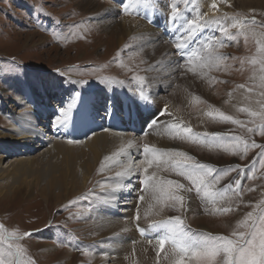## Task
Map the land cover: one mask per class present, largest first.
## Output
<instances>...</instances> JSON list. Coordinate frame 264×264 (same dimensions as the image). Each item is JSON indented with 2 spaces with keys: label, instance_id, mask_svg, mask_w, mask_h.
Listing matches in <instances>:
<instances>
[{
  "label": "rangeland",
  "instance_id": "rangeland-1",
  "mask_svg": "<svg viewBox=\"0 0 264 264\" xmlns=\"http://www.w3.org/2000/svg\"><path fill=\"white\" fill-rule=\"evenodd\" d=\"M202 1L208 5L213 3L208 0ZM172 2L173 0H161L160 4L156 7H159L165 14H168L170 13L168 5ZM175 2L187 19H194L198 14H207L209 18L224 17L227 14L228 19L222 20V24L228 28L229 33L235 36L236 39L229 42L226 37H223L219 33L218 29L210 28L203 32V36H213L224 40L225 47L218 48V51L229 57L226 61L221 62L222 64H226V67L204 70L196 68L195 72L187 71L184 66L187 63L186 59L181 60L173 54L174 38L166 29V17L163 15L158 14V22L154 23V29H152V23L144 21L145 24L151 27L152 32L157 33L158 39L155 43L160 45L166 44L165 46L168 45L169 49V53H165V55L169 56L164 58V60H157L153 65L151 64L152 61L149 60L150 54L145 55L139 47H134L135 35L126 36L121 45L118 42L117 32L110 29V26L103 25L102 21H108L110 17L106 16L105 19V16H101V12H98L108 8L110 4H114L112 0H0L1 130H5L11 123L12 113L23 109L17 107L18 100L22 103H28L30 95L26 93L33 95V91H35V94L41 95L37 89L40 80L46 85L49 79L55 77L61 78V82L58 83L56 81V87L64 83L65 89L73 88L68 96L63 99L66 103L77 92L79 94L83 93L87 97L89 94L97 92H106L109 95L113 92V89L118 91L117 88H121L127 100L133 99L137 109L139 104L141 105L140 102L144 103L132 94L134 91L138 92L140 90L141 83L133 79V77L137 76L144 78L142 85L144 92L146 94L151 93L149 96L150 103H144L146 106L140 107V109L142 108L141 115H137L138 123L145 131L126 128V131L131 134L133 140L136 138L140 140L141 137L146 135L143 138L144 142L141 141L143 144L132 145V149L128 150L132 154L128 153L123 157L126 162L121 160L120 156L122 154L112 161L102 160L101 163L105 165L103 169L105 175L99 177L102 171L101 167L93 170L84 184L81 185L80 180H78L79 182L77 181L78 185L79 183L81 185V188L77 191H68L67 188L70 184H67V188H63V190L59 188L52 193L46 192V197L41 194V188H44L45 185L54 188V185H51V181H54V177L52 176H57L59 172L56 170L57 165H49L50 163L46 159L50 155L55 163L58 165L62 164L60 163L61 156L59 155L58 157L55 154L57 150H54V144L59 141V149H67L68 157L75 158L77 167H80V164L84 163L86 159L87 151L83 145H85L84 142L87 139L109 130L124 132V125L122 123L121 125L113 126L112 117L110 121L102 119L104 115L101 113L100 107L99 110L97 109V112H101L98 115H92L93 118H97L98 120L94 119L91 125L83 123V128L90 131L82 132L77 125L78 120L76 119H71L66 127L61 128L63 132H66L61 137H58L60 134L56 129L51 128L49 130L48 126L46 134L49 135V139L43 140V143L40 142L42 144L40 148H34L25 154H9L8 156L11 157L4 158V161L0 163L2 166L7 165L10 160L17 161L26 157H33L34 155H36L35 158H38V161L32 159L24 164L19 170L20 172L22 171L21 173L18 171L12 173L13 166H11L6 175L0 178V225L5 228L8 234L15 231L19 239L10 242L20 243L25 249L24 254L19 258L9 256L7 245L0 242V261H4L5 264H9V262L17 264V260L22 261V264H65L60 261V258L65 254V251L69 250L72 253L70 256L71 264H92L90 258H94L93 255L95 254L101 258L105 255L107 256V254L109 255V253L113 254L114 252L112 251L111 253L108 249L104 251H101V249L95 250L97 249V244L101 246L109 245L110 247V242H107L103 237H97L96 239L101 228L92 227L93 224L90 222L96 221L97 218L105 219V217L112 219L120 218V220H125L126 218V220L131 221L144 204V200L154 196L150 191L142 192L144 186L140 183L145 175L144 169L150 167L143 163L145 160L143 153L144 144L152 145V147L157 149L161 148L163 153L167 150L182 151L192 156L198 162L213 165L217 168V173H214V175L221 174L223 176L219 184L213 186L214 191L222 192L223 199H225L222 201L223 203L220 197H217L216 202L213 203L206 197L202 198V193L197 195L193 190L191 193L176 192V194H184L187 197V203L183 209L171 207L167 211L166 204H159L170 215L180 216L185 222L186 231L191 230L189 231L190 235L202 233L228 235L233 230H244L237 229V222L243 219L249 211H253L254 213L260 211L262 207L261 201H264V163H261L264 160V156L260 155L259 149L251 145L247 150L244 149L242 143L239 149L233 148L232 145L237 143L234 139L236 136H239L245 142L255 140L257 143H264V137L259 135L258 129L255 134L248 132V128L259 125L261 121L259 117H252L240 111L241 108L245 107L241 106L240 109L231 111L230 107H228L231 105V101L226 96L233 92L237 93V91L246 92L250 101L252 100V103L259 108L255 110L256 107H254L255 111H260V103L264 102V97L261 96V93H264V87L261 86L260 81V75H264V73L260 72L259 64L255 66L251 64L253 58L259 59L255 43L256 37L252 36V32H259L261 29L253 28L248 24H242L245 18L252 17L253 15L257 20H264V0H229L222 4V7H224L223 11L216 14L209 13L201 5L200 0H175ZM139 5L141 6V4H138L136 8H139ZM119 7L118 3L110 7L115 10L114 18L110 19L113 24L118 23L122 14L133 19H139L138 16L133 17L130 14L133 8L130 9L129 13H121L122 11L119 10ZM137 12H140V9ZM232 24H242V27L248 30L247 34L249 38L247 42L244 39L245 33L233 29L231 27ZM143 33L145 32L141 31L140 34ZM191 47L198 50L201 45L193 44ZM189 51H191V48ZM197 54L200 55L201 53L198 51ZM231 57H236V59L233 60ZM192 63L195 65L197 61L193 60ZM14 65H19V67H14ZM152 73L155 74V77L152 76ZM185 74L191 76L196 84L199 85L198 89L195 90L196 93L199 90L202 91L201 88L205 90L201 92L204 95L197 96L198 100L189 99L184 107H177L178 112L181 113L182 109H184L183 111L186 114L187 111L191 114L193 112L197 114L201 111L203 113L210 110L213 112V116L205 118L206 121L204 122V127L201 128L202 130L198 129L195 123L189 126L192 129V136L191 138L184 139L185 143L182 145L180 142L183 141L179 142L178 140L180 139L178 138L177 140L174 136L177 130L183 133V128H181L183 123L181 124L179 119L173 117L172 104L174 103L167 97L169 91L167 87H159L158 82L160 84L163 82V86H169L170 90L175 89L182 82ZM69 80L86 81L87 83L78 86L69 82ZM152 80L155 82L154 87L150 84ZM239 85H244L245 87L242 89ZM248 89H252V91L248 92ZM68 91L65 90L64 94L67 95ZM51 92L53 94L49 93V98L55 100L58 97L57 88L51 89ZM116 95L115 110L121 112L119 105L120 107L122 106L123 99L119 92ZM204 96L205 98H201ZM15 99H17L16 102L14 101ZM4 100L7 103L3 102ZM99 103L101 106L102 102L100 98ZM35 107L37 115L34 119L46 117L48 124H50L53 118L58 115V109L63 108V105L57 106L56 109L52 110V114H45L40 104L35 105ZM164 107L167 108L170 115L161 117L160 121L155 125L156 127L154 126V128L149 129V121L156 116L159 111L158 109ZM79 109L83 111L82 106L78 107V111ZM217 109L225 115H231L234 119L242 121L243 126L233 124L230 121H223L216 114L215 110ZM72 110L75 111L76 108ZM145 111L147 114H144L146 113ZM25 113V116L23 115L25 118L22 117L20 125L34 127L35 124L29 123L26 118L29 112L25 111ZM69 115L74 116L73 113ZM19 116L14 117V119L19 118ZM84 116L87 117L88 115ZM84 116H82V119H85ZM35 123L36 125H41V123ZM174 124L180 127L171 131L170 127ZM158 128L166 129L167 133L160 134L157 132ZM35 129L39 130L38 127ZM74 130H79L81 133H76ZM150 131H153L151 136L155 137V143L146 138ZM72 133H74L73 140L69 138V135ZM212 133L223 135L214 138L211 136ZM169 134L171 135V139L169 138ZM160 135H162V139L170 140V144L157 142L156 140L160 138ZM78 136H83V139L78 138ZM70 140L72 141L71 143H69ZM63 143H68L72 146L63 147ZM206 148L212 150V152H207ZM119 151L118 148L113 153L106 155L111 156ZM149 155L151 156V154ZM156 155L164 159L161 153L157 152ZM129 157L132 158L129 159ZM125 163L131 168L123 169V164ZM71 164L74 163L71 162L68 165L70 166ZM237 165L244 169V171L236 172L229 170L226 174L223 172L224 169ZM134 166L137 169L133 168ZM151 166L153 167V165ZM152 167L151 170H155L156 176L161 180L166 181L171 179L185 184L186 187L190 186V182L183 177H180L178 174L172 175L173 173L168 170L172 168L170 163L167 167L164 164H159V166H155L156 168ZM126 170L129 171L125 175H117L118 171V173H122ZM131 170H134V172L132 173ZM109 173H112L110 176H114L109 177ZM148 175L151 176L152 174ZM68 179L70 180V177ZM115 179L121 180L120 184L114 186V188H120L116 191V195H100L102 192H113L111 191V189L113 190V186L109 187L107 182L115 183ZM237 179L242 181L239 192L233 190L236 188L234 181ZM69 180L68 182H70ZM229 184L232 187L225 190V186ZM172 187L174 188V186ZM56 195L60 197V200L62 199L60 202L58 201L59 203H55L54 201ZM141 195L145 197L143 201L138 199ZM157 195L159 193L155 194L154 197ZM103 197L106 199H103ZM191 200L192 203L193 201L195 202V204L193 203L195 209L190 204ZM104 201H108L107 205L103 204ZM122 203H125V207ZM222 206L231 207L233 210L227 213L218 211L217 209ZM101 208L102 210H98ZM57 209L62 210L57 212ZM123 209L128 211L122 212ZM154 220L156 221V219H153V221H150V224L155 222ZM49 224L53 225V227H47ZM198 226L200 227L198 228ZM134 227L133 225L132 229ZM24 231H31L32 235L28 238H23L22 234ZM101 231L103 230L101 229ZM110 232L112 233L111 229ZM156 232L161 235V231ZM147 234L149 235V232ZM155 235L156 233L150 232L149 240L154 241L153 237ZM116 236L118 237L114 233L113 239ZM136 236L138 237V235ZM46 244L51 245L50 248L53 251L48 256H44L45 254L42 253L43 246ZM170 252H160V255H163L162 258L164 256H166L164 258L168 257L167 259H170V257L172 259L179 258L178 256H171ZM125 254L126 251L120 255V258ZM156 257L159 256L156 255ZM130 262L132 261L130 260Z\"/></svg>",
  "mask_w": 264,
  "mask_h": 264
},
{
  "label": "bare ground",
  "instance_id": "bare-ground-1",
  "mask_svg": "<svg viewBox=\"0 0 264 264\" xmlns=\"http://www.w3.org/2000/svg\"><path fill=\"white\" fill-rule=\"evenodd\" d=\"M112 1L114 2V4H110L108 8L102 9V10H100L98 12V13L101 12V16H105V19H106V16H109L110 19L114 18V11L115 10H113V8H110V7L115 5L117 3V0H112ZM208 1H212L213 2V0H208ZM226 1H229V0H225L224 2H223V0H215V2L218 5V11L217 10H213L210 7L211 4L208 5L206 2H204L202 0H200V3H201V5H203V7L205 9H207V11L209 13L216 14L217 12L223 11L224 7H222V4L225 3ZM138 9H140V12H137ZM132 12H135V13H132ZM121 13H123V12H121ZM130 14L133 17L138 16L140 20L139 19H133L132 17L130 18L129 16L127 17L125 14L123 16V14H122L120 16V19H119L118 23H114L113 24V22L110 19L108 21H106V20L104 22L102 21V23H103L104 26H107V27L110 26L109 27L110 29L115 30L117 32V34H118L117 37L119 39L118 42H119V44L121 43V45L124 42V39H125L126 36L135 35V42L133 43V45L135 44L134 47H139V49L145 55L150 54L149 60L152 61L151 64L154 65V63L157 60H164V58H167L169 55H165V53L166 52L169 53L168 45L165 46L166 44L165 45H160V44L155 43L157 41V39H158L157 33L156 32H152L151 27L148 26L147 24H145V22H144V21L147 22V20L144 18L145 16L152 17V16L155 15V19L153 20V23L151 24L152 25V29H154V23L156 21L158 22V13H156L151 6L150 7H144L143 5H141V6L139 5V8H136V6L133 7V11H131ZM165 24H166V22H165ZM166 29H167V27H166ZM141 31H144L145 33L140 34ZM157 32H159V31H157ZM171 41H172V39H171ZM155 68H153V69L155 70ZM156 71H158V70H156ZM152 76L155 77V74L152 73ZM182 79H183L182 82L179 84V86L175 87V89H171L170 90L169 86H163V82H162V84H160V82H158V86L159 87L161 86L163 88L167 87V89L169 91V94L167 95V97L170 98V100L174 103V104H172L173 105L172 115H173V117L179 119L181 124L183 123V126H181V128H183L185 126L189 127V126H191V125H193L195 123L198 126V129L202 130L201 128L204 127V124H205L204 122L206 121L205 118L209 117V116L206 115L207 111H205L203 113L201 111V112H199L197 114H196V112H193V114H191L190 112L187 111V114H186L183 111L184 109H182L181 113H179L178 110H177V107L178 108H179V106H183L184 107V105L188 102L189 99L191 100V99H193V97H197V96L200 97L201 95H204L201 92L204 91L205 89L201 88L202 91L199 90V92L196 93L195 90L198 89L199 85L196 84L194 79L191 76H188V74H185V76ZM56 81H58V83L61 82V78H56L55 77V78L49 79V80H47L46 85H44V82L40 80V83L38 84L37 89L39 90L41 95H37V94L34 93L35 91H33V95L34 96L32 94H30V93H26V94L30 95V97L28 98V103H25V102L22 103V102H20V100H18V102H17L18 106L17 107L18 108L21 107L23 109L17 110L15 108L17 111L12 113L11 119L9 118L11 123L6 127L5 130H1V128H0V153H3V154H0V163L4 161L5 157H11V156H8L9 154H16V153L25 154V153L31 151L34 148H36V149L40 148L41 145H42L40 142H42L43 140H48L49 139V135L46 134V132L48 131V126L50 128L49 130H51V128L56 129V131L60 134V137H61V135L66 133V132L63 133V131L61 129L62 127H59V128L53 127L52 126V122L53 121H51V123L48 124V120H47L46 117H40V118L34 119V117L37 115V110H36V107H35V105H37V104L41 105V108L45 111V114H52L51 113L52 110L56 109L57 106H60V105H63V107L65 106L66 102H64L63 99H64V97L68 96L69 92H71V90L73 88L72 89L71 88H66L65 89V84L64 83L61 84L60 86L57 85V87H56V84H57ZM150 84L154 87L155 82L152 80L150 82ZM54 88H57V91H58V94H57L58 97L55 98V100L49 98V93H52L51 89H54ZM117 89H118V91L113 89V92L111 94H109V95L106 94V92H103V93H98V92L97 93H91V94H89L87 96L88 98L83 93H80L79 94V99L77 101V104L74 107V108H76V110L75 111H73V110L71 111V113H73L74 116H70L69 117L68 123H70L71 119H76V120H78L77 125H78V127L80 128V130L82 132L90 131V130L84 129L83 126H84V124L91 125V123H92V121L94 119L98 120L97 118H93L92 115H94V114L98 115L101 112V111L97 112V109L99 110V106H100V103H99V98H100L101 102H102L101 103V107L102 106L105 107L106 110L109 112V115H108V113H106V115H104V117L102 119L104 121H110V118L112 117L113 118V122H114L113 126H118L119 124L121 125V123H122L124 125L123 126L124 127V132H119V131L113 132V131L109 130V131H106V132H103V133L99 134L98 136H92V137L89 136L90 138L87 139L86 142H84L85 145H83V146H85L86 151H87L86 159L84 160L85 161L84 163L82 162L80 164V167H77V163H76L75 158L68 157L69 155H68V150L67 149H59L60 148V144H59L60 142L58 141L59 142L58 143L56 141L57 143L54 144V146H55L54 150H57L56 151L57 153H55V154L58 157H59V155L61 156L60 163H62V164L58 165L57 163H55V161L52 160V157L50 155H49L50 159H49V156L47 155L48 158L46 159V161H49V163H50L49 165H51V166L53 164L57 165L56 166V170H58L59 172L57 171L58 172L57 176H52V177H54V181H51L49 179L51 181V185H54V188L49 186V185L48 186L45 185L44 188H41V191H42L41 194L44 197H46V192L52 193L53 191H55V190H57L59 188H62V190H63V188H67L66 187L67 184H70V186L67 188L68 191H71V190L72 191H77V190H79L81 188V185L84 184L88 180V178L91 175L92 171L101 167L100 164H102L101 162H102V160H104L105 156L113 153L118 148H119V150L121 148H124L125 151L120 157H121V160L125 161V159H123V157L126 154L130 153V151L128 152V150L132 149V145L136 146L137 144H143L142 143V142H144L143 138L146 135L141 137L140 140H138L137 138L133 140L132 139L133 137L131 136V134L126 131V127L125 126L130 125V124L134 123L135 121L138 123L137 115H141V112H142L141 111L142 108L140 109V107H142V106L145 107L146 104L140 102L141 105L139 104L138 108L136 109V103L133 102V99L130 98V99L127 100L125 95L122 92V89L121 88H117ZM65 90H69L67 92V95L64 94ZM118 92L120 93V96H122V99H123L122 106L120 107V105H119V108L121 109V112L115 110V106H116L115 98H116V96H117L116 94ZM110 95L114 98L113 100H112V97ZM205 96H206V94H205ZM205 96L201 97V98H205ZM256 97H257V95H256ZM226 98L230 99V101H231V103H230L231 105L230 104H229L230 106L227 105L228 107H230L229 109L231 111L238 110V109H240L241 106L245 107V108H249L252 111H255V110L259 109L258 107H256V105H254L252 103V100L250 101L249 96L246 94V92L244 93V91L243 92H241V91L238 92L237 91V93L233 92V93L227 95ZM14 101L16 102L17 99H15ZM3 102L7 103L6 100H4ZM80 106H82V110L83 111H81L80 109L78 111V107H80ZM254 107H256L255 110H254ZM130 109L133 110L134 112L131 113ZM25 111L29 112V115L26 118L28 119L29 123H34L35 124L34 127L33 126L28 127V126H25V125H23V126L20 125V121H21ZM137 111H138V113H137ZM170 111H171V109H170ZM208 111H210V110H208ZM228 112H230V111H228ZM110 113H112V115ZM144 114H147V112L144 113ZM14 115H16V116L20 115V116H19V118L17 117V119H14V117H16ZM84 115H88V116L85 117ZM203 115L204 116L206 115V116L204 117ZM50 116H53V115H50ZM82 116H84L85 119H82ZM23 118H25V117H23ZM35 122L41 123V125L40 126L36 125ZM37 127L39 128V130L35 129ZM173 129H174L173 127H170L171 131H173ZM74 132L81 133L79 130H74ZM157 132H159L160 134L167 133L166 129H161V128H158ZM152 134H153V131H150L146 138L151 140L152 142H154V138L155 137L151 136ZM159 137L160 138H158L156 140L157 142L163 143V144H170V140L162 139V135H160ZM69 138L73 140L74 133L70 134ZM169 138L171 139V135L170 134H169ZM38 139H42V140H38ZM177 140H178V138H177ZM174 141H176V140H174ZM178 141L180 142L181 139L178 140ZM182 141L183 142H180V143L182 145H184L185 141L184 140H182ZM190 143H189V145H190ZM62 146L63 147H70L72 145L68 144V143H65V144L63 143ZM149 146L152 147V145H149ZM198 146H200V145H198ZM193 147H192V149H193ZM201 148H202V146H201ZM159 150H161V148H159ZM206 151L210 152V153L212 152V150H210L208 148H206ZM162 152H163V150L160 151L159 153H162ZM167 152H168V150L164 151V153H167ZM130 154H132V153H130ZM35 156L36 155H34L33 157H26L24 159L17 160V161H11L10 160V161H8L9 163H7V165H5V166H2V164H0V178L6 175V172L9 170V168L11 166H13L12 173H15L16 171L20 172L19 170H20L21 167L24 166V164H26L27 162H29L32 159L33 160L36 159ZM162 156H164V155H162ZM131 158L132 157H129V159H131ZM134 158H136V157H134ZM147 158H151V156L149 155ZM163 158L167 159V156H164ZM160 159H161V161L164 160V159H162V157ZM7 160H9V159H7ZM36 160H35V162H36ZM39 160H40V158H39ZM71 162H73L74 164H71L69 166L68 164H70ZM42 163H43V161H42ZM127 163H125L126 165L123 164V169L131 168V167H129V165ZM160 164H163V163L161 162ZM154 165L157 166V164L155 162L153 163V167L156 168ZM119 167H118V169H119ZM151 167L152 166L146 167L147 170H148L147 171V175L148 174L151 175L153 173L156 174V171L153 170V169L151 170ZM5 168H6V170H5ZM133 168H136V167L134 166ZM103 169H102V171H103ZM136 169H134V170H136ZM116 170H117V168H116ZM119 170H121V169H119ZM134 170H131V172L133 173ZM168 170H170V172L173 173L172 175L177 174V172L175 170H173L172 168H170ZM102 171H101V175H99V177L105 175L104 171L103 172ZM107 172H109V171H107ZM110 174H112V173L108 174L109 177L114 176V175L110 176ZM23 175H24V173H23ZM170 176H171V174H170ZM68 177H70V180L68 179L70 182H68V180H67ZM107 177H102V178H107ZM65 180H66V182H65ZM78 180H80V183H81V185L79 183L80 187H79V185L77 183ZM108 181H109V179H108ZM110 181H113V180H110ZM115 181H116L115 183L107 182L109 187L113 186L112 187L113 190L111 189V191H118V189H120V188H114V186L116 184H120L121 180L115 179ZM52 196H54V195H52ZM158 197H159V195H157L156 197L152 196L151 198H147L146 200H144V204L142 205L140 210L137 211L139 213V216H140L138 224H139L140 227H144L145 228V234H141V232H139L137 230V221L135 219H132L131 221H128V220H126V218H125V220H120V218L112 219V218H106L105 217V219L104 218H101V219L97 218L96 221L93 220V222L92 221L90 222V223L93 224L92 227L101 228L103 230V231H101V229H100V231H99L100 233L98 232V235L96 236V239H97V237L98 238H102L103 237V238H105V240L107 242H110V247H109V245H102L101 246V245L97 244V247H96L97 249H95V250L98 251V249H101V251H104V250L108 249V251L110 250L111 253H112V251L114 252L113 254H110L109 253L110 251H109L108 252L109 255L108 254H107V256L105 255L103 258L98 256L97 254L93 255L94 258H92V257L90 258L92 264L94 262H95V264H151V263L152 264H172V260H174V259H172V257H170V259H167L168 257L164 258L166 256H164L162 258L163 255H160V254H159V257H156V255L158 256V254H157L158 253V248H157L158 244H157V242H154V241H157V239H156L157 232L156 231H161L160 233H161V235H163L166 230H164V229H150V228L147 227L150 224V221H153V219H156V221H160L161 219L165 220V219H168L169 217H173L174 216L173 214L170 215L167 212L169 209H171V207L167 206L166 207L167 211L163 210L160 207V205H159L160 202H159ZM59 198L60 197L58 195L55 196V199H54L55 203H59L62 200V199L60 200ZM202 198H204V197H202ZM103 199H106V198L103 197ZM193 199H195V198H193ZM224 200L225 199H222L221 202L224 201ZM193 203L195 204L194 201H193ZM193 203H192V200H191L190 204L195 209V205ZM122 205H124V207H125V203H122ZM125 211H128V210H126V209L122 210V212H125ZM157 213H159V214H157ZM136 214L134 216H136ZM196 218H198V216H196ZM116 220H117V222H116ZM133 225L135 226L134 229H132ZM198 225H202V224H198ZM199 227L200 226H198V228ZM110 229L112 230V233L110 232ZM103 232H104V234H103ZM147 232H149V235L147 234ZM150 232L151 233L152 232L156 233L155 237H153L154 241H151V239L149 240ZM114 233L117 234L118 237L116 236L113 239L112 236H113ZM136 235H138L139 238ZM152 236H153V234H152ZM50 247H51V245L49 246L48 244L43 246L42 253L45 254L44 256H48V255H50L53 252L52 248H50ZM173 247L174 246L169 241L166 244L167 252H170ZM125 251H126V254L123 257L120 258V255L123 252H125ZM71 255H72V253L69 250L65 251V254H63L62 257L60 258V261L64 262L65 264H71V260H70V256ZM130 260L132 262H130Z\"/></svg>",
  "mask_w": 264,
  "mask_h": 264
},
{
  "label": "snow or ice",
  "instance_id": "snow-or-ice-1",
  "mask_svg": "<svg viewBox=\"0 0 264 264\" xmlns=\"http://www.w3.org/2000/svg\"><path fill=\"white\" fill-rule=\"evenodd\" d=\"M161 0H117L119 10L123 13H129L130 9L138 4L144 7H153V10L159 15L166 17V27L168 32L174 38L173 54L181 60L186 59L187 63L184 65L187 71L195 72L196 68L201 70L226 67V64H222V61H226L229 57L220 53L218 48L225 47L224 40L221 38L213 36H203V32L207 29L213 28L218 29L219 33L226 37L229 42L236 39L235 36L229 33L227 27L222 24V20H227V14L224 17H213L209 18L207 14L196 15L194 19H187L182 14L175 0L168 5L170 7V13L165 14L160 10L159 5ZM213 10L218 11V5L213 0L210 5ZM149 23H153L155 15L152 17H144ZM242 24L251 25L253 28H259L261 31L252 32V36L256 37V50L259 59L253 58L251 64L253 66L259 64L260 72L264 73V20H257L253 15L252 17L245 18ZM242 24H232L233 29L243 31L245 33L244 39L247 42L248 34L247 29L242 27ZM193 44H199L201 47L197 50L192 48ZM191 48V51L189 49ZM198 51L201 53L198 55ZM235 60L236 57H231ZM193 60L197 61L193 65ZM243 63V61H241ZM14 67H19V65H14ZM59 71V70H57ZM133 79L141 83L140 90L138 92H133L132 94L138 99L145 103H150L149 96L151 93H145L143 88V77H133ZM261 86L264 87V75L260 76ZM76 85H84L86 81H71ZM240 88H244V85H239ZM252 89H248L251 92ZM264 97V93H261ZM79 99V92L74 93L73 97L68 101L63 108L58 109V115L53 119L52 126L55 128L66 127L70 113L72 109L76 106ZM198 97H193V100H198ZM216 114L223 121H230L233 124H239L243 126V122L234 119L231 115H225L222 111L218 109L215 110ZM240 111L247 113L252 117H259L261 123L259 125L248 128V132L255 134L257 129L259 130V135L264 137V102L260 103V111H252L249 108H241ZM170 113L167 108L159 109L156 116L153 117L148 123L149 129L154 127L163 116H168ZM209 117L213 116V112L209 111L206 113ZM174 129H178L180 126L172 125ZM199 135V134H197ZM223 134L212 133V137H221ZM192 129L190 127H183V133L179 130L176 131L174 138H179L181 140L191 138ZM236 144L232 145L233 148L239 149L240 144H243L245 150L251 145L260 150V155L264 156V143H257L255 140L250 142L242 141L239 136L234 137ZM72 141L70 140L69 143ZM131 143V142H130ZM125 151L121 148L119 152L114 153L111 156H105V161H112L116 157H119ZM161 150L150 147L148 144L143 145V153L145 155V160L143 163L151 166L155 162L157 166L162 162L166 167L171 165L172 169L177 172V174L183 177L185 180L190 182V186H185V184L180 183L175 180H161L159 177L153 173L151 176L147 175V168L144 169L145 175L143 180L140 182L144 187L142 192H151L154 196L159 193V202L161 205H165L172 208L179 207L183 209L187 203V197L184 194H176L177 191L182 193H189L193 190L200 195L202 193L203 197H206L209 201L213 203L216 202L217 197L223 199V194L220 191H214L213 186L219 184L223 176L217 173V168L209 163H202L196 161L192 156L182 152V151H172L169 150L167 153H161L167 156V159L163 161L156 155L157 152ZM151 154V158H147ZM243 158V157H241ZM264 163V160L261 161ZM105 165L101 164V170ZM229 170L236 172H243L240 166H230L224 169L223 172L226 174ZM117 173V175H125L127 173ZM236 188L233 189L239 192L242 181L237 179L234 181ZM174 186V188L172 187ZM232 185L226 186L225 190L231 188ZM100 195H116V191L113 192H102ZM139 200L143 201L145 199L144 195L138 197ZM108 201H104L103 204L107 205ZM261 209L259 212L254 213L249 211L243 219L237 222V229L244 230H233L228 235L224 234H193L190 235L189 231H186V225L184 220L180 216H173L165 220H160L152 222L147 227L150 229H164L166 230L163 235L157 234V244H158V256L160 252H166V244L170 241L174 246L171 249V256H178L179 258L172 260V264H264V201H261ZM151 207V206H150ZM62 209H57V212ZM98 210H102L98 209ZM223 213L232 211L231 207H220L217 209ZM159 214V213H157ZM134 219L137 221V230L141 234H145V228L140 227L138 221L140 219L139 213L137 212ZM47 227L51 228L53 225L49 224ZM23 238H28L32 235L31 231H24ZM19 239L16 232L13 231L8 234L5 228L0 225V242L7 245V252L9 256L21 257L25 249L20 243H12L10 241ZM0 264H5L4 261H0ZM11 264V262H9ZM17 264H22V261L17 260Z\"/></svg>",
  "mask_w": 264,
  "mask_h": 264
}]
</instances>
